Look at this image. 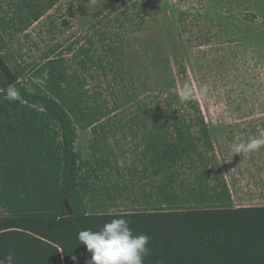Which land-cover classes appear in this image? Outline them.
I'll return each instance as SVG.
<instances>
[{"label": "trees", "instance_id": "obj_1", "mask_svg": "<svg viewBox=\"0 0 264 264\" xmlns=\"http://www.w3.org/2000/svg\"><path fill=\"white\" fill-rule=\"evenodd\" d=\"M61 1L0 0V55L19 79L15 87L24 96L22 103L9 101V84L0 72V258L11 252L14 264H89L91 253L77 233L99 230L122 216L135 233L150 237L145 264H264V206H234L223 176L210 167L213 156L202 150L214 152L201 104L190 98L178 109L177 92L163 103L140 101L137 113L130 115L158 117L156 125L162 128H188L176 137L167 132L151 136V162L159 169L170 164L173 169L172 194L158 188L166 207L108 212L99 204V212L91 211L88 198L93 200L100 190L82 177L92 164L76 150L78 130L92 129L96 135L92 150L99 159L96 154L108 138L99 134V122L119 116L100 92L87 89L91 67L104 70L101 59L81 49L69 62L63 54L55 56L57 46L22 67L11 66L5 54L10 42L27 37ZM146 2L125 9L126 18L132 11L133 19L143 25ZM79 57H83L79 68H73L70 64ZM45 72V85L35 84L34 78ZM29 84L31 89L25 87ZM179 117L194 120L181 122ZM193 127L200 130L192 133ZM184 170L187 177L182 180ZM213 177L217 182H211Z\"/></svg>", "mask_w": 264, "mask_h": 264}, {"label": "rangeland", "instance_id": "obj_2", "mask_svg": "<svg viewBox=\"0 0 264 264\" xmlns=\"http://www.w3.org/2000/svg\"><path fill=\"white\" fill-rule=\"evenodd\" d=\"M134 2L142 4L62 0L27 37L10 42L5 54L11 66L26 67L57 46L55 56L63 54L69 62L81 49L90 50L105 71L92 66L87 89L100 92L120 117L137 113L140 101L163 103L174 92L179 94L175 106L182 109L186 101L180 90L186 82L191 84L192 98L200 102L209 122L219 164L238 206H264V147L236 153V145L260 134L235 131L260 126L252 122L264 118V0H147L143 25L133 19L132 11L130 19L124 14ZM80 60L83 57L70 65L79 68ZM91 139L89 132L81 133L76 150L96 168ZM120 139L122 133L109 141L115 146ZM120 153L109 155L107 165L131 167L133 153ZM89 204L92 212L100 211L99 201Z\"/></svg>", "mask_w": 264, "mask_h": 264}, {"label": "crops", "instance_id": "obj_3", "mask_svg": "<svg viewBox=\"0 0 264 264\" xmlns=\"http://www.w3.org/2000/svg\"><path fill=\"white\" fill-rule=\"evenodd\" d=\"M158 117H120L111 116L102 119L99 123V134L107 135V140L102 141V152L96 154L100 158L98 159L94 155L92 146H94V140L96 135H94L92 129L78 130V138L81 133L89 132L91 134V150L92 155L96 159L97 165L99 167H94L90 165L88 169L84 170L85 179L84 182L90 187L99 189V194L94 196L91 200L88 198L89 203L99 201L100 205L106 206V209L115 207H131L130 211L133 210H155L165 208L167 203L166 200L162 199V193H159L158 188L163 187V193L165 195L172 194V174L173 169L171 164L169 166H164L163 169H159L156 164L151 162V156H153L151 136L157 133L167 132L171 136L176 137L178 132H187L188 128L179 126H167L158 127ZM164 119V118H161ZM181 122H190L194 118L190 117H179ZM204 123L206 124V129L210 136L211 142L214 146V152L210 153L207 150H203L205 154L209 157L213 156L210 160L211 169L216 173H220L224 180L226 181L230 192L232 194V199L234 206L236 208L249 207V206H238L237 201L234 197V193L231 190V184L227 177L223 174V170L219 164L217 157V148H215L214 141L212 139V132L209 126V122L205 116L202 117ZM260 122H252L255 124H260L256 127H236L235 131L238 133L245 132L251 133L254 130L258 131L261 136H264V118L260 119ZM239 123V122H238ZM250 123V122H245ZM200 130V127H193L190 129L192 133H196ZM118 133H122L124 144H121L120 140L116 141V145H112L110 139H115ZM77 138V143H78ZM248 141V140H246ZM76 143V145H77ZM123 148H126L123 150ZM131 151L133 153V161L131 167L129 165H120L116 162L115 166L107 165V157L109 155L115 154V151L121 152V155H125V152ZM120 155V156H121ZM118 156L116 157L117 160ZM125 162V161H124ZM158 170L159 174H158ZM100 171V174L97 172ZM185 171V170H184ZM87 173L89 175H87ZM186 171L183 172L181 177L182 180L186 179ZM97 181L100 183L97 185ZM212 183L217 182V178H212Z\"/></svg>", "mask_w": 264, "mask_h": 264}, {"label": "clouds", "instance_id": "obj_4", "mask_svg": "<svg viewBox=\"0 0 264 264\" xmlns=\"http://www.w3.org/2000/svg\"><path fill=\"white\" fill-rule=\"evenodd\" d=\"M47 79L48 74L45 72L42 77L34 78V83L43 86ZM25 87L31 89V84ZM180 96L185 101L192 98L191 84L186 82L183 85ZM6 97L12 102H24V96L15 84L7 87ZM262 147H264V136L252 137L236 145V153L244 155L258 151ZM76 238L91 253L89 264H145V258L150 253V237L144 233H135L130 221L122 216L106 222L99 230H81ZM71 259L77 262V257L72 256ZM14 262L15 254L11 252L0 258V264H14Z\"/></svg>", "mask_w": 264, "mask_h": 264}, {"label": "water", "instance_id": "obj_5", "mask_svg": "<svg viewBox=\"0 0 264 264\" xmlns=\"http://www.w3.org/2000/svg\"><path fill=\"white\" fill-rule=\"evenodd\" d=\"M0 72L4 75L10 86L18 83L19 79L14 75L12 69L4 61L1 55H0Z\"/></svg>", "mask_w": 264, "mask_h": 264}]
</instances>
